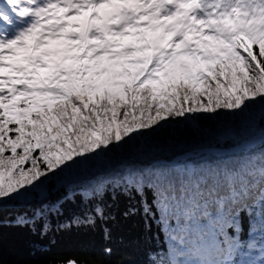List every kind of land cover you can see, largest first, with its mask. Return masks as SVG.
Listing matches in <instances>:
<instances>
[{"label": "snow or ice", "instance_id": "snow-or-ice-1", "mask_svg": "<svg viewBox=\"0 0 264 264\" xmlns=\"http://www.w3.org/2000/svg\"><path fill=\"white\" fill-rule=\"evenodd\" d=\"M264 108V0H0V227L2 207L86 161L137 144L174 124L243 118ZM264 138V131L261 132ZM186 179V193L130 175L113 186L141 197L171 248L150 264H264V157ZM152 201L147 202V192ZM106 186L79 194L102 201ZM155 209V211H153ZM41 207L15 220L41 236ZM136 209H130L135 214ZM107 219L96 203L77 227ZM106 247L66 264H124ZM2 264V232H0Z\"/></svg>", "mask_w": 264, "mask_h": 264}, {"label": "trees", "instance_id": "trees-1", "mask_svg": "<svg viewBox=\"0 0 264 264\" xmlns=\"http://www.w3.org/2000/svg\"><path fill=\"white\" fill-rule=\"evenodd\" d=\"M207 120L170 126L158 134L142 138L133 146L116 150L98 160L86 161L19 201L4 203L0 227L2 264H66L70 259L83 261L95 257L106 247L113 250V260L122 259L124 264H150V254L158 251L163 256L164 250L171 248L170 242L166 241L167 228L162 232L158 219L150 221L151 228H146L141 197L135 191L126 195L117 189L114 194L113 186L130 175L144 178L150 186L175 185L178 191L186 193L176 207L173 222L181 225L187 232L189 243H194L202 224L195 218L183 222L184 202L193 195L186 177L198 172L208 174L214 181L215 170L240 166L248 159L250 150H254L258 157H264L262 142L233 155L201 153L174 166L165 165L185 153L197 155L200 149H228L261 134L264 131V108L257 107L243 118ZM95 186L107 187L102 201L85 202L79 194L70 198V194L91 190ZM151 201L152 193L148 191L147 202L150 204ZM96 203L104 206L107 219L95 227H77L74 218L91 211ZM42 206L60 208L59 214L53 211L46 216L51 229L46 236H41L39 230L34 232L15 225L18 216H31ZM133 208L137 211L130 214Z\"/></svg>", "mask_w": 264, "mask_h": 264}, {"label": "water", "instance_id": "water-1", "mask_svg": "<svg viewBox=\"0 0 264 264\" xmlns=\"http://www.w3.org/2000/svg\"><path fill=\"white\" fill-rule=\"evenodd\" d=\"M264 140V138L261 137V135H256L252 137L251 139L243 141L240 145L228 149V150H217V149H207V150H199V153H212L214 155L220 156V155H232L238 153L241 149L249 146L250 144H253L254 142ZM193 156V153H186L184 155H181L174 159L171 163H168L166 165L173 166L177 162H179L181 159H186L188 157Z\"/></svg>", "mask_w": 264, "mask_h": 264}, {"label": "rangeland", "instance_id": "rangeland-1", "mask_svg": "<svg viewBox=\"0 0 264 264\" xmlns=\"http://www.w3.org/2000/svg\"><path fill=\"white\" fill-rule=\"evenodd\" d=\"M208 120H211L212 122H216V119H208ZM208 120H207V122H208ZM196 120H194V121H190V122H195ZM190 122H188L189 124H192V123H190ZM218 122H220V120L218 121ZM181 124H183V123H181ZM181 124H174V125H172V126H174V127H176V126H179V125H181ZM178 128V127H177ZM257 135H259V134H257ZM254 137V136H253ZM262 142H264V140H261V141H257V142H254L253 144H250L249 146H247V147H245V148H249V147H253V146H255V145H258V144H260V143H262ZM236 147V146H235ZM233 148V147H232ZM245 148H243V149H245ZM212 149H215V148H212ZM228 149H230V148H228ZM228 149H221V150H228ZM243 149H241V150H243ZM201 150V149H200ZM203 150V149H202ZM207 150V149H206ZM217 150H220V148L219 149H217ZM240 150V151H241ZM239 151V152H240ZM238 152V153H239ZM189 153H192V152H189ZM199 154H201V153H198V155ZM237 154V153H236ZM198 155H193V157H197ZM214 155V154H213ZM215 156H217V155H215ZM184 160V159H183ZM186 160V159H185Z\"/></svg>", "mask_w": 264, "mask_h": 264}]
</instances>
